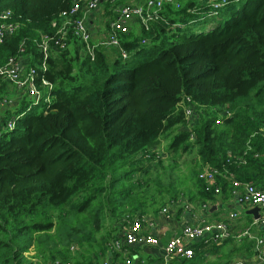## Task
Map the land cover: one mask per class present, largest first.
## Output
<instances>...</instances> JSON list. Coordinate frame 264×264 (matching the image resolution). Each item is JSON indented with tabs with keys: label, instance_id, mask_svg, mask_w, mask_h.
I'll use <instances>...</instances> for the list:
<instances>
[{
	"label": "trees",
	"instance_id": "1",
	"mask_svg": "<svg viewBox=\"0 0 264 264\" xmlns=\"http://www.w3.org/2000/svg\"><path fill=\"white\" fill-rule=\"evenodd\" d=\"M73 2L0 0V15L9 11L10 22L18 25L0 44V66L23 57L26 68L33 67L53 85L48 107L29 108L24 97L13 113L3 115V120L20 118L12 131H0V264H32L25 254L35 248L34 234L49 232L118 179L141 171V158L158 161L161 137L172 139L168 150L173 153L193 147L198 158L192 184L169 192L161 208L178 197L199 206L225 199L229 191L233 198L231 183L223 177L227 173L264 191V0H228L212 16L206 4L193 13L196 0H175L178 9L162 7L166 24L157 20L147 30L137 25L119 35L120 47L130 54L126 60L119 55L109 66L102 51L94 49L91 57L69 35L64 49L51 51L42 73L40 36L55 32L51 23ZM221 12L224 20L205 32H193ZM169 25L178 27L169 30ZM7 86L0 82V98ZM184 96L192 101L189 121L178 107ZM126 166L130 170L121 174ZM205 166L220 173L209 191L198 178ZM78 196L83 200L75 204ZM126 216L115 223L113 236ZM107 240H100L102 255ZM190 248V259L169 264H204L202 246ZM48 252L46 263L90 264L94 258H71L55 245Z\"/></svg>",
	"mask_w": 264,
	"mask_h": 264
},
{
	"label": "built area",
	"instance_id": "2",
	"mask_svg": "<svg viewBox=\"0 0 264 264\" xmlns=\"http://www.w3.org/2000/svg\"><path fill=\"white\" fill-rule=\"evenodd\" d=\"M122 0H74L68 11L61 13L58 21L51 23V28L55 30L52 35H41L37 44L42 55L41 64L38 70L42 73L47 69V60L52 52L65 48V43L69 35L79 40L86 49V52L93 57V50L98 47L117 48L122 60H126L130 54L120 47L119 35H127L134 26H141L145 30L148 29L149 23L157 20L167 23L166 18L162 19L161 11L164 5L174 6L178 9V3L175 0H144L142 4L128 5L122 3ZM108 4L107 12L111 18L107 20L108 27H105L104 36L97 43L92 42V30L90 23L95 13L100 9V4ZM228 0H196V4L191 9L195 13L199 11L201 4H206L211 10L209 16L216 15L217 10L227 5ZM11 13L9 11L0 15V44L9 39L16 31L18 25L10 22ZM178 25H169V30L177 28ZM147 41L143 40L142 45ZM24 58L18 56L17 59L11 58L8 62L0 66V82L9 84L21 96L26 97L31 102L29 108L45 105L49 106L52 102L53 85L49 83L43 75L39 76L33 67H27ZM15 106L7 96L0 99V131H12L15 128L18 116H10L3 120L5 112ZM178 107L183 110L187 121L193 117L192 101L189 97L184 96L178 103ZM218 124L219 121H216ZM193 120L188 122L192 125ZM264 135V131L262 132ZM191 141L194 136H190ZM244 163V160H240ZM220 173L205 166L199 172L198 178L204 180L206 191H209L215 185L216 176ZM224 179L231 183L232 196L237 207L241 208H258V218L254 220L253 225L264 226V191L256 187L252 183H241L233 179L231 174L223 175ZM214 192L219 193V188L215 187ZM179 207L182 214H187L191 210V206L182 197L171 201L168 205L158 210V215L165 219H170L174 214L172 210ZM210 208V204L206 203L201 206L203 212ZM235 214H231L229 219L235 218ZM151 229V230H150ZM155 224L149 215L126 216L123 224L119 228L117 237L107 245L108 257L100 259H92L90 264H148L140 260L134 254L133 250L156 247L158 244V236L155 231ZM206 235L214 245L226 241L231 237L228 221H219L215 224L201 225H185L181 233L171 237L164 247H162V258L155 264H169L176 259H190L193 256V250L188 246L189 243L202 239ZM240 240L242 238L254 239V251L258 262L264 264V240L255 238L251 233V229L241 231L235 237ZM74 246L70 247L73 251ZM118 258L119 261H115ZM32 264H73L71 261L62 262L60 260L48 263L34 260Z\"/></svg>",
	"mask_w": 264,
	"mask_h": 264
},
{
	"label": "rangeland",
	"instance_id": "3",
	"mask_svg": "<svg viewBox=\"0 0 264 264\" xmlns=\"http://www.w3.org/2000/svg\"><path fill=\"white\" fill-rule=\"evenodd\" d=\"M239 5L237 4L236 7ZM102 12L105 13L106 17L102 24L105 29L107 20L110 17L104 10ZM224 17L221 12L218 17L194 27L193 32H205L208 28L217 24L218 21L224 20ZM97 49L105 55V61L109 66L119 57L117 48L98 47ZM37 111L40 112L41 108H38ZM171 140V138H160L157 150L161 154L158 161L153 162L150 159L141 158L145 161L143 165L140 162L137 164V166L142 165L139 168L141 171L137 170L123 179H118L112 186L107 187L101 194H98L96 199H93L83 211L68 215L64 218V222L55 223L49 232L38 236L34 234L32 237L34 238L35 248L32 251L35 252V259L45 261L50 255L48 250L55 245L61 250L68 251L71 258L87 255L97 260L95 257H97V252H99L101 246L100 240L113 237L114 224L117 220L123 218V215L135 216L139 211L151 212V209H160L164 200L169 198V192L173 190L183 191L185 187L190 186L192 184L190 175L196 168L198 161L196 148L191 147L186 152L173 153L168 150ZM130 168V166L123 167L120 173H128ZM118 176L119 173L117 172L115 177ZM109 179L108 177L106 182ZM81 199V196L75 198V204L81 202ZM67 211L69 213V210ZM36 220V218H33L32 222ZM111 233L112 235H110ZM26 235L18 237H26ZM46 239L47 241L44 242ZM71 246L75 247L73 251L70 250ZM25 256L28 257L27 259L30 262L34 261L31 260L34 256L30 252L26 253ZM21 264H24V262Z\"/></svg>",
	"mask_w": 264,
	"mask_h": 264
},
{
	"label": "crops",
	"instance_id": "4",
	"mask_svg": "<svg viewBox=\"0 0 264 264\" xmlns=\"http://www.w3.org/2000/svg\"><path fill=\"white\" fill-rule=\"evenodd\" d=\"M141 2H143V0H126V4L128 5L140 4ZM105 8L106 4L101 3L100 9L95 13L93 20L90 23L91 32L92 34L94 33V36L92 37V42L94 44L99 42L105 33V29L102 26L103 20L106 19L105 13L102 12V10H106ZM7 85L6 94L2 97L7 96L12 102H15V106L10 109V111H12L11 113H13L14 109L17 107V101L24 97H21L11 85ZM228 193L229 196L227 198H218L214 204L210 203V208L206 212L202 211L201 206L193 203H190L191 210L187 214H182L179 207L172 210L174 214L170 219H165L158 215V210L147 212L146 215H149L155 224L154 231L159 239L158 244L156 247L133 250L132 254L148 264H155L162 258V247H164L171 237L179 235L183 226L215 224L219 221H228L231 237L226 241L214 245L210 236L206 235L200 240L189 243L188 246H202L199 252H201L204 257V264H261L255 256V240L248 238L238 240L235 237L241 231L250 228L253 237L262 238L264 240V226L260 224L252 226L255 219L252 215L248 214V211L253 208L237 207L234 199L231 197L230 191ZM231 214L236 215L232 220L229 219ZM115 226L117 228L118 225L114 224V227ZM118 232L119 230L117 231L116 236L118 235ZM116 236H113L112 238L110 237L106 241L103 249L104 253L102 255L99 251L98 259L108 257L107 245L111 243ZM30 254L34 256L35 252L31 250ZM31 260H35V258H31ZM115 261H119V259L116 258Z\"/></svg>",
	"mask_w": 264,
	"mask_h": 264
},
{
	"label": "water",
	"instance_id": "5",
	"mask_svg": "<svg viewBox=\"0 0 264 264\" xmlns=\"http://www.w3.org/2000/svg\"><path fill=\"white\" fill-rule=\"evenodd\" d=\"M248 214L252 215L254 217V219H257L258 218V208L255 207V208L249 210Z\"/></svg>",
	"mask_w": 264,
	"mask_h": 264
}]
</instances>
